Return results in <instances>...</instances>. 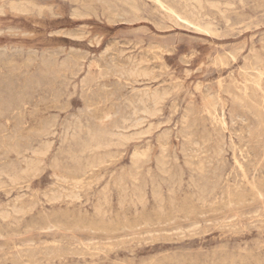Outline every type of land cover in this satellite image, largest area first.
<instances>
[{
    "label": "rangeland",
    "instance_id": "374dc122",
    "mask_svg": "<svg viewBox=\"0 0 264 264\" xmlns=\"http://www.w3.org/2000/svg\"><path fill=\"white\" fill-rule=\"evenodd\" d=\"M135 1L0 0V264H264V131L226 91L264 106V0ZM147 89L169 91L129 128Z\"/></svg>",
    "mask_w": 264,
    "mask_h": 264
},
{
    "label": "bare ground",
    "instance_id": "6f19581e",
    "mask_svg": "<svg viewBox=\"0 0 264 264\" xmlns=\"http://www.w3.org/2000/svg\"><path fill=\"white\" fill-rule=\"evenodd\" d=\"M124 1V0H123ZM130 1V0H129ZM158 3H160L166 10L165 11H167L168 13H171V14H177L179 17H181V15L178 13V12H176L174 9H173V7L171 6V5H169L168 3H166L164 0H156ZM26 2V1H25ZM134 2H136L135 0H134ZM206 2V1H205ZM216 2V1H215ZM219 3V2H218ZM30 4V3H29ZM128 4V3H127ZM220 4V3H219ZM4 5H6V4H4ZM11 5H12V1H11ZM28 5V4H27ZM7 6V5H6ZM132 6V5H131ZM130 6V8L131 9H133L132 7ZM135 6V5H134ZM2 7V6H1ZM8 7V6H7ZM91 7V6H90ZM129 7V6H128ZM35 8V7H34ZM73 8V7H72ZM136 8V7H135ZM10 9H11V7H10ZM9 9V10H10ZM12 9L13 10H15L16 12H18V13H25V12H28V11H30L31 10V8L30 7H28V6H26V5H22V4H14V5H12ZM38 9V8H37ZM136 9H138V8H136ZM134 10V9H133ZM156 10V9H155ZM223 10V9H222ZM87 11L88 12H85L84 11V15L85 14H87L88 16H90L89 14H90V12L91 11H93V8H89V9H87ZM135 11V10H134ZM138 11V10H137ZM96 12V11H95ZM135 13H137V12H135ZM77 14H81V13H77ZM93 14H94V12H93ZM83 15V14H82ZM168 15V14H167ZM169 16V15H168ZM172 16V15H171ZM177 16V17H178ZM182 19H184L185 21H187V22H189V23H193L194 25H195V27L198 29H202V30H209L208 28H204V27H202V25H200V24H196L193 20H191L190 18H188V17H183ZM181 19V20H182ZM230 21V20H229ZM171 22V21H170ZM242 22V21H241ZM226 23V22H225ZM208 24V26H209V23H207ZM227 24V23H226ZM193 27V26H192ZM78 29V28H77ZM195 30V29H194ZM213 31V30H212ZM214 32V31H213ZM208 33V32H207ZM209 33H211V32H209ZM72 35H74V34H72ZM75 37H80L79 35H76ZM107 48H108V46H107ZM110 49V48H109ZM254 49V48H253ZM238 51V50H237ZM253 51V50H252ZM262 52V51H261ZM247 53V52H246ZM264 53V52H263ZM125 57V56H124ZM110 58V57H109ZM130 58V57H129ZM139 58V57H138ZM244 58V57H243ZM61 59V58H60ZM224 59V58H223ZM243 60V59H242ZM139 62V61H138ZM145 61H143L142 63H144ZM149 62V61H148ZM96 64V63H95ZM94 64V65H95ZM132 64H133V62H132ZM219 64H220V62H219ZM253 64V63H252ZM227 65V64H226ZM257 65V64H256ZM89 66V65H88ZM136 66V65H135ZM142 66H144V65H142ZM139 67V66H137L135 69H130L131 71H129V74L131 75V76H134V77H145V78H149L150 77V75H151V70L148 68V67ZM97 67V66H96ZM133 67V66H132ZM252 67V66H251ZM96 69H98V68H96ZM155 69V68H154ZM242 70V69H241ZM64 71V70H63ZM102 71V70H101ZM151 71V72H150ZM115 73V72H114ZM119 73V72H118ZM127 73H128V71H127ZM70 75V74H69ZM93 75H94V73H93ZM122 75V74H121ZM75 76V75H74ZM119 76V75H118ZM98 79V78H97ZM83 80V79H82ZM141 81V80H140ZM232 82V81H231ZM85 83V82H84ZM96 83V82H95ZM133 84V83H132ZM35 85V84H34ZM62 85V84H61ZM242 85V84H241ZM65 86V85H64ZM127 86V85H126ZM129 86V85H128ZM144 86V85H143ZM181 86V85H180ZM75 87V86H74ZM101 87V86H100ZM259 87V86H258ZM254 88V87H253ZM261 88V87H260ZM238 89V88H237ZM153 90V89H152ZM164 90V89H163ZM169 91V90H168ZM167 91V92H168ZM226 91L231 95V97L233 98V100H234V102L235 103H237V104H241V105H243V106H245L247 109L246 110H250L251 112H252V114L254 115V121L252 122V127H253V129L255 130V131H257L258 133H260V132H262V131H264V106H263V103H262V101L260 100V99H258V98H256V96H255V93L253 92V90L250 88V86H243V87H239V91H233V90H230V89H226ZM261 91V90H260ZM137 92V91H136ZM138 92H140V91H138ZM167 92L166 91H160V89L159 90H153V91H151V90H145V92L143 91V95L140 97L139 96V102H141L142 103V105L144 106L142 109V112H143V116H138L136 119H134L133 120V122L131 123V125H129V128H130V126L133 128H137V127H142V125L143 124H145V122H147V119H148V116H154V115H156L161 109H160V105H161V103H163V100L165 99V97H166V95H167ZM171 92V91H170ZM176 93V92H175ZM257 93V92H256ZM229 95V96H230ZM262 98V97H261ZM220 99V98H219ZM54 100V99H53ZM190 100V99H189ZM149 102H151L153 105H152V107L151 106H149L148 105V103ZM225 103V102H224ZM140 104V103H139ZM215 104V103H214ZM133 106V105H132ZM240 106V105H239ZM242 106V107H243ZM220 107V106H219ZM225 107V106H224ZM133 108V107H132ZM135 109V108H134ZM133 110V109H132ZM201 110V109H200ZM101 111V110H100ZM189 111V110H188ZM137 113V110H135V112H134V114H136ZM139 113H140V111H139ZM192 112L190 111V113L189 112H186L185 113V115H184V118H183V124H184V126L186 127V130H189V129H187L188 127H189V123H190V114H191ZM15 114V113H14ZM102 114V113H101ZM132 114H133V112H132ZM138 114V113H137ZM208 114V113H207ZM182 115V114H181ZM193 115V114H192ZM17 116V115H16ZM135 117V116H134ZM192 117V116H191ZM86 118V117H85ZM156 118V117H155ZM195 118H196V116H195ZM79 119V118H78ZM124 119V118H123ZM194 119V118H193ZM205 119H207V118H205ZM210 119V118H209ZM212 119V118H211ZM223 119V118H222ZM65 120V119H64ZM125 121H127V119L125 118L124 119ZM197 121V120H196ZM243 121V120H242ZM149 122V121H148ZM195 122V121H194ZM123 123H125V122H123ZM167 123V122H166ZM192 123V122H191ZM215 123H216V121H215ZM224 123V122H223ZM62 124H63V122H62ZM80 124V123H79ZM82 124V123H81ZM152 124V123H151ZM150 124V125H151ZM196 124V123H195ZM194 124V125H195ZM83 125V124H82ZM85 125H86V123H85ZM116 125V124H115ZM147 125V124H146ZM54 126H55V124H54ZM80 126V125H79ZM74 127V126H73ZM77 127V126H76ZM86 127V126H85ZM116 127H118V126H116ZM128 127V126H127ZM126 127V128H127ZM150 127L151 126H149V128H148V126H147V129H148V132H150L149 130H150ZM158 127V126H157ZM179 127V126H178ZM193 127V126H192ZM50 128V127H49ZM75 128V127H74ZM79 128V127H78ZM88 129H89V127H87ZM119 128V127H118ZM122 129V130H119L117 133L116 132H114V133H116L115 135L116 136H118L120 139H121V141L123 140L124 142H126V141H129V139H131L132 138V140H133V136L131 135V133H128L126 130H128V129ZM144 128V127H143ZM146 128V127H145ZM194 128V127H193ZM216 128V127H215ZM221 128V127H220ZM72 129V128H71ZM147 129H145L146 131H142V132H140V135H141V133H144V132H147ZM179 129V128H178ZM84 130V129H83ZM115 130H117V129H115ZM192 130V129H191ZM215 130V129H214ZM214 130H212V131H214ZM218 130H220L219 129V127H218ZM49 131V130H48ZM55 131V130H54ZM74 131V130H73ZM86 131H88L89 132V130H86ZM130 131H132V130H130ZM47 132V131H46ZM78 132H80V130L78 131ZM77 132V133H78ZM88 132H86V133H88ZM109 132V131H108ZM132 132H134V134L135 133H137L138 131H132ZM138 132V133H139ZM166 132V131H165ZM188 132V131H187ZM44 133H45V131H44ZM44 133H42V134H44ZM50 133V132H49ZM49 133H47V134H49ZM92 133V132H91ZM105 133V132H104ZM103 133V134H104ZM107 133V132H106ZM215 133H217V131L215 132ZM41 134V135H42ZM95 134V133H94ZM100 134H102L101 132H100ZM108 134V133H107ZM133 134V133H132ZM133 134V135H134ZM145 134V133H144ZM143 134V135H144ZM148 134V133H147ZM195 134V133H194ZM210 134V133H209ZM219 134V133H218ZM51 135V134H50ZM112 135V133H110V135L109 136H111ZM114 135V134H113ZM138 135V134H137ZM208 135V134H207ZM212 135V134H211ZM216 135V134H215ZM233 135V134H232ZM261 135V134H260ZM10 136V135H9ZM44 136V135H43ZM46 136V135H45ZM48 136V135H47ZM72 136V135H71ZM73 136H74V134H73ZM77 136V135H76ZM79 136V135H78ZM87 136V135H86ZM89 136V135H88ZM91 136V135H90ZM89 136V137H90ZM98 136V135H97ZM139 136V135H138ZM138 136H136L135 135V137H138ZM209 136V135H208ZM264 136V135H263ZM94 137V136H93ZM112 137V136H111ZM91 138V137H90ZM98 139H99V137H97ZM101 138V137H100ZM165 138V137H164ZM195 137L193 136V133L189 130V132L186 134V138L185 139H187L188 141H189V143H191V144H195L196 146H197V151H196V153H199L198 152V150H202V148H204L203 147V145H202V143L200 144L199 142H197L195 139H194ZM79 139H80V136H79ZM93 139V138H92ZM117 139V138H116ZM119 139V140H120ZM138 139V138H137ZM205 139V138H204ZM203 139V140H204ZM207 139H208V137H207ZM207 139H205L204 141H209V139L207 140ZM1 140V139H0ZM105 140V139H104ZM118 140V141H119ZM136 140V139H135ZM166 140V139H165ZM211 140V139H210ZM50 141V140H49ZM49 141L47 140V143H49ZM85 141V140H84ZM83 141V142H84ZM90 141H91V139H90ZM97 141V140H96ZM113 141V140H112ZM117 141V142H118ZM122 141V142H123ZM259 141V140H258ZM46 142V141H45ZM51 142V141H50ZM86 142V141H85ZM110 142V141H109ZM239 142V141H238ZM99 143V142H98ZM102 143V145H103V142H101ZM164 143V142H163ZM188 143V144H189ZM45 144V143H44ZM49 144H51V143H49ZM67 144V143H66ZM86 144V143H85ZM90 144V143H89ZM96 144H97V142H96ZM109 144V143H108ZM118 144H121V143H118ZM234 144V143H233ZM7 145V144H6ZM40 145V144H39ZM110 145H111V143H110ZM110 145H108L109 147H110ZM115 145V144H114ZM87 147H88V143H87V145H86ZM93 146V147H92ZM92 148H94L96 145H93V143H92ZM106 146V145H105ZM166 146H167V143H166ZM31 147V146H30ZM47 147V146H46ZM62 147V146H61ZM84 147H85V145H84ZM89 147H90V145H89ZM99 147V146H98ZM104 147V146H103ZM161 147V146H160ZM218 147V146H217ZM12 148V147H11ZM38 148V147H37ZM81 148V147H80ZM100 148V147H99ZM105 148V147H104ZM135 148V147H134ZM49 149V148H48ZM90 150H91V148H89ZM101 149H102V147H101ZM162 149H164V147L162 146ZM161 149V150H162ZM219 149V148H218ZM40 150V149H39ZM84 150V149H83ZM86 150V149H85ZM94 150V149H93ZM92 150V151H93ZM95 150H97V149H95ZM26 151H27V149H26ZM35 151H37V150H35ZM44 151H47V150H44ZM43 151V152H44ZM141 151V153H137L138 152V150H137V152H135L136 154H135V156H134V160H135V162H138L140 159H142L143 157H145L146 156V153H142V150H140ZM149 151V150H148ZM147 151V152H148ZM164 151V150H163ZM181 151V150H180ZM215 151V150H214ZM221 151V150H220ZM238 151V150H237ZM240 151V150H239ZM243 151V150H242ZM25 152V151H24ZM32 152V151H31ZM38 152V151H37ZM41 152V151H40ZM79 152V151H78ZM194 152H195V149H194ZM201 152V151H200ZM205 152H207V151H205ZM218 152H219V150H218ZM246 152H247V150H246ZM252 152V151H251ZM250 152V153H251ZM35 153V152H34ZM33 153V154H34ZM46 153V152H45ZM99 153V152H98ZM162 153V152H161ZM186 153V152H185ZM224 153V152H223ZM227 153V152H226ZM37 154V153H36ZM40 154V153H39ZM72 154V153H71ZM76 154V153H75ZM92 154V153H91ZM100 154V153H99ZM211 154V153H210ZM217 154V153H216ZM221 153H219V155H220ZM239 154V153H238ZM244 154V153H243ZM16 155V154H15ZM35 155V154H34ZM108 155V154H107ZM111 155V154H110ZM196 155H198V154H196ZM201 155V154H200ZM213 155V154H212ZM222 156H223V154H221ZM32 156V155H31ZM44 156V155H43ZM149 156V155H148ZM199 156V155H198ZM197 156V157H198ZM221 156V157H222ZM257 156V155H256ZM18 157V156H17ZM55 157V156H54ZM80 157V156H79ZM92 157H93V155H92ZM118 157V156H117ZM215 157V156H214ZM24 158V157H23ZM26 158V157H25ZM98 158H100V157H98ZM97 158V159H98ZM112 158V157H111ZM131 158V157H130ZM203 158H204V156H203ZM208 158H210V156L208 157ZM235 158V157H234ZM253 158V157H252ZM254 158H255V156H254ZM30 159V158H29ZM35 159V160H34ZM33 160V163L36 161V159L37 158H34ZM70 159V158H69ZM68 159V160H69ZM72 159V158H71ZM78 160H79V158H77ZM85 159V158H84ZM87 159V158H86ZM86 159H85V162H86ZM207 159V158H206ZM222 159V158H221ZM242 159V158H241ZM19 160V159H18ZM38 160V162H39V159H37ZM99 160V159H98ZM167 159H166V154H163V155H161V157L159 158V164H161V165H167V161H166ZM190 160V159H189ZM198 160H200V159H198ZM214 160H215V158H214ZM217 160V159H216ZM215 160V161H216ZM236 160V159H235ZM256 160V159H255ZM25 161V160H24ZM41 161V160H40ZM55 161V160H54ZM57 161V160H56ZM72 161V160H71ZM94 160H92V162H93ZM239 161H240V159H239ZM249 161H250V163H251V160L249 159ZM30 162V161H29ZM37 162V163H38ZM42 162V161H41ZM95 162H97V161H95ZM99 163H101L100 162V160L98 161ZM97 162V163H98ZM104 162V161H103ZM109 162V161H108ZM207 162V161H206ZM222 162H224V160L222 161ZM28 162H26V164H27ZM32 163V160H31V162H30V165H32L31 164ZM36 163V162H35ZM34 163V165H37V164H35ZM77 163V162H76ZM89 163H91V161L89 162ZM96 163V164H97ZM158 163V162H157ZM208 163V162H207ZM206 163V164H207ZM236 164H238L237 162H235ZM25 164V163H24ZM29 164V163H28ZM92 164V163H91ZM95 164V163H94ZM184 164V163H183ZM198 165V167L197 168H200V169H197V170H199L198 172L200 173V171H201V169L203 170L204 169V162L203 161H200L199 163H197ZM249 164V163H248ZM257 164H259V163H257ZM101 165H102V163H101ZM195 165V164H194ZM212 165V164H211ZM215 165V164H214ZM239 165V164H238ZM27 166V165H26ZM54 166V165H53ZM235 166V165H234ZM251 166H253V165H251ZM37 167V166H36ZM86 167V166H85ZM93 167H94V165H93ZM163 167V166H162ZM191 167V166H190ZM214 167V166H213ZM213 167H212V169H213ZM238 167V166H237ZM27 168H29V166L27 167ZM27 168L24 170V171H26L27 170ZM32 168H34L33 166H32ZM82 168V167H81ZM141 168V167H140ZM147 168V167H146ZM164 168V167H163ZM168 168V167H167ZM194 168H195V166H194ZM220 168V167H219ZM235 168V167H234ZM251 168V167H250ZM31 169V168H30ZM43 169V168H42ZM196 169V168H195ZM252 169V168H251ZM21 170H22V168H21ZM33 170V169H32ZM31 170V171H32ZM37 170H39V169H37ZM41 170V169H40ZM87 170V169H86ZM114 170V169H113ZM136 170V169H135ZM165 170V169H164ZM194 170V169H193ZM30 171V172H31ZM36 171V170H35ZM85 171V170H84ZM89 171V170H88ZM168 171V170H167ZM207 171H208V169H207ZM3 172V171H2ZM15 172V171H14ZM23 172V171H22ZM29 172V171H28ZM37 172V171H36ZM204 172V171H203ZM214 172V171H213ZM218 172H220V171H218ZM221 172H222V170H221ZM240 172V171H239ZM243 172V171H242ZM24 173V172H23ZM23 173H20V174H23ZM79 173V172H78ZM210 173H212V172H210ZM223 173V172H222ZM235 173H236V171H235ZM246 173H248V172H246ZM252 173H253V171H252ZM6 174V173H5ZM8 174V173H7ZM18 174V173H17ZM84 174V173H83ZM111 174V173H110ZM216 174V173H215ZM218 174V173H217ZM216 174V175H217ZM230 174V173H229ZM254 174V173H253ZM262 173L260 172V175H261ZM24 175H26V173L24 174ZM33 175V174H32ZM138 175V174H137ZM220 175H221V173H220ZM14 176V175H13ZM20 176V175H19ZM171 176V175H170ZM169 176V177H170ZM204 176V175H203ZM218 176V175H217ZM245 176V175H244ZM7 177V176H6ZM83 177V176H82ZM181 177V176H180ZM213 177V176H212ZM215 177V176H214ZM250 177V176H249ZM252 177V176H251ZM19 178V177H18ZM17 178V176H15V179L14 180H16V179H18ZM134 178V177H133ZM151 178V177H150ZM217 178V177H216ZM215 178V179H216ZM235 178V177H234ZM253 178V177H252ZM9 179H10V177H9ZM12 179H13V177H12ZM22 179V178H21ZM71 179V178H70ZM135 179V178H134ZM180 179V178H179ZM191 179V178H190ZM207 179V178H206ZM214 179V178H213ZM212 179V180H213ZM220 179V178H219ZM247 179V178H246ZM24 180V179H23ZM73 180V179H72ZM75 180H77V179H75ZM96 180V179H95ZM256 180H257V178H256ZM3 181V180H2ZM13 181V180H12ZM114 181V180H113ZM146 181V180H145ZM248 181V180H247ZM74 182V181H73ZM78 183L79 182H81V179H80V181H77ZM105 182V181H104ZM206 182V181H205ZM215 182V181H214ZM216 182H218V181H216ZM239 182V181H238ZM260 182H262V181H260ZM83 183V182H82ZM142 183V182H141ZM227 183V182H226ZM75 184H76V182H75ZM181 184V183H180ZM189 184V183H188ZM206 184V183H205ZM216 184V183H215ZM214 184V186H217V185H215ZM233 184V183H232ZM239 184V183H238ZM241 184V183H240ZM239 184V185H240ZM71 185V184H70ZM78 185V184H77ZM158 185V184H157ZM211 185V184H210ZM209 185V186H210ZM221 185V184H220ZM26 186V185H25ZM88 186V185H87ZM107 186V185H106ZM183 186V185H182ZM204 186H206V185H204ZM232 186H234V185H232ZM90 187V186H89ZM118 187V186H117ZM125 188H127V185L126 186H124ZM239 187V186H238ZM27 188V187H26ZM146 188V187H145ZM193 188V187H192ZM204 188H206V187H203V189L202 190H205L206 191V189H204ZM216 187H214V189H215ZM224 188V187H223ZM66 189V191H67V188H65ZM171 189V188H170ZM209 189V188H208ZM225 189V188H224ZM262 189V188H261ZM77 190V189H76ZM128 190V189H127ZM145 190V189H144ZM211 190H212V188H211ZM221 190V189H220ZM238 190V189H237ZM243 190V189H242ZM255 190V189H254ZM257 190V189H256ZM98 191V190H97ZM123 191V190H122ZM140 191V190H139ZM159 191V190H158ZM208 191V190H207ZM214 191V190H213ZM239 191V190H238ZM237 191V192H238ZM264 191V190H263ZM53 192V191H52ZM56 192V191H55ZM121 192V191H120ZM134 192V191H133ZM136 192V191H135ZM145 192H146V190H145ZM144 192V193H145ZM154 192V191H153ZM201 192V191H200ZM204 192V191H203ZM224 192V191H223ZM60 194H61V192H59ZM72 193V192H71ZM79 193V192H78ZM78 193H77V195H78ZM125 193V192H124ZM124 193H123V196H124ZM198 193V192H197ZM196 193V194H197ZM206 193V192H205ZM243 193V192H242ZM259 193V192H258ZM45 194V193H44ZM53 194V193H52ZM68 194V193H67ZM66 194V195H67ZM74 194H76V193H74ZM138 194L140 195V193L138 192ZM156 194V193H155ZM158 194V193H157ZM212 194V193H211ZM62 195V194H61ZM60 195V196H61ZM119 195V194H118ZM131 195V194H130ZM153 195H154V193H153ZM159 196H160V194H158ZM209 195H210V193H209ZM213 195V194H212ZM256 195V194H255ZM53 196V198H55V196L54 195H52ZM57 197L59 196V195H56ZM80 196V195H79ZM92 196V195H91ZM105 196V195H104ZM127 195H125L124 196V198L126 197ZM135 196V195H134ZM133 196V197H134ZM141 196V195H140ZM143 196H144V194H143ZM145 196H146V194H145ZM157 196V195H156ZM204 196V195H203ZM228 196V195H227ZM71 197V196H70ZM121 197H122V195H121ZM128 197V196H127ZM131 197V196H130ZM132 197V198H133ZM137 197V196H136ZM139 197V196H138ZM137 197V198H138ZM155 197V196H154ZM170 197V196H169ZM207 197V196H206ZM206 197H204V198H206ZM213 197V196H212ZM214 197H216V195H214ZM219 197V196H218ZM241 197H244V194H243V196L241 195ZM59 198V197H58ZM72 198V197H71ZM123 198V197H122ZM140 198H142V196L140 197ZM139 198V199H140ZM161 198V197H160ZM163 198V197H162ZM211 198V197H210ZM209 198V199H210ZM259 198H260V196H259ZM60 199V198H59ZM76 199V198H75ZM78 199H79V197H78ZM144 199V198H143ZM215 199V198H214ZM221 199H223V198H221ZM226 199V198H225ZM47 200H49V199H47ZM128 200H130V199H128ZM134 200V199H133ZM132 200V201H133ZM141 200V199H140ZM145 200V199H144ZM159 200V199H158ZM163 200V199H162ZM228 200V199H227ZM243 200V199H242ZM260 200H261V198H260ZM138 201V200H137ZM160 201H161V199H160ZM204 200H202V202H203ZM239 201V200H238ZM142 202V201H141ZM145 202V201H144ZM162 202V201H161ZM205 202V201H204ZM163 203V202H162ZM172 204V203H171ZM211 204V203H210ZM228 204V203H227ZM262 204H263V202H262ZM128 205V204H127ZM224 206V205H223ZM228 206V205H227ZM137 207V206H136ZM173 207V206H172ZM15 208V207H14ZM94 208V207H93ZM99 208V207H98ZM111 208V207H110ZM120 208V207H119ZM141 208V207H140ZM260 208V207H259ZM264 208V207H263ZM17 209V208H16ZM15 209V211H16V213H17V210ZM20 209H22V208H19V210H18V213L21 211ZM122 209V208H121ZM13 210V209H12ZM79 210V209H78ZM103 210H105V209H103ZM14 211V210H13ZM25 211V210H24ZM95 211H96V209H95ZM98 211V210H97ZM6 212H8V211H6L5 210V212H3V213H5V214H7ZM110 212V211H109ZM137 212V211H136ZM2 212H1V214H3ZM9 213V212H8ZM98 213V212H97ZM24 214V213H23ZM95 214V213H94ZM100 214V213H99ZM9 215V214H8ZM7 215V216H8ZM1 216V215H0ZM4 216V215H3ZM7 216H5V217H7ZM97 216V215H96ZM235 217V216H234ZM230 218V217H229ZM222 219V218H221ZM164 221V220H163ZM156 223H157V221H156ZM211 223V222H210ZM251 223V222H250ZM121 228V227H120ZM93 231V230H92ZM181 233V232H180ZM193 233V232H192ZM121 238V237H120ZM101 246V245H100ZM87 248V247H86ZM89 256V255H88Z\"/></svg>",
    "mask_w": 264,
    "mask_h": 264
}]
</instances>
